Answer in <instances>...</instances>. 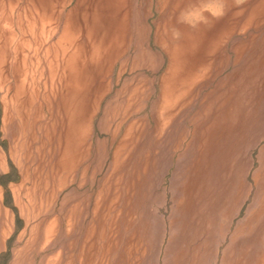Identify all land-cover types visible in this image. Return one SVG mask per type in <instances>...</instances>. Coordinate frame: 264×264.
Segmentation results:
<instances>
[{"label":"rangeland","instance_id":"rangeland-1","mask_svg":"<svg viewBox=\"0 0 264 264\" xmlns=\"http://www.w3.org/2000/svg\"><path fill=\"white\" fill-rule=\"evenodd\" d=\"M223 1L0 0V264H264V0Z\"/></svg>","mask_w":264,"mask_h":264},{"label":"bare ground","instance_id":"bare-ground-1","mask_svg":"<svg viewBox=\"0 0 264 264\" xmlns=\"http://www.w3.org/2000/svg\"><path fill=\"white\" fill-rule=\"evenodd\" d=\"M17 1V0H16ZM25 2V1H24ZM223 3H225V5H227V8H229V1L228 0H224L223 1ZM230 4H231V2H230ZM14 6H16V5H14ZM113 7V6H112ZM11 8V7H10ZM110 8H111V4H110ZM119 9V8H118ZM5 10H6V4L4 3L3 4V6H0V30H2L3 29V37L5 38L6 36V34H12L13 33V31H12V27L9 25V18L8 17H6V12H5ZM12 10H14V9H12ZM114 11H118L117 10V8H115V10ZM120 11V10H119ZM115 12V14H117ZM196 12H198L197 13V15H194V17H195V19L196 18H198L199 17V15L198 14H202V15H206V14H204L200 9H197L196 10ZM202 12V13H201ZM114 13V12H113ZM112 13V14H113ZM124 13V12H123ZM119 14H121V13H119ZM114 17H115V15H113ZM121 17V16H120ZM122 17H123V22L124 21H126V15H125V13H124V15H122ZM188 16H186V18H187ZM192 17V16H191ZM190 17V18H191ZM120 19V18H119ZM13 20V19H12ZM112 20V19H111ZM188 20V19H187ZM112 21H114V20H112ZM116 21V20H115ZM107 23H109V22H107ZM8 24V25H7ZM21 25V24H20ZM93 25V24H92ZM122 26V25H121ZM124 27V26H123ZM92 28H93V26H92ZM200 28V26H198V29ZM88 29V28H87ZM132 29V28H131ZM23 30V29H22ZM101 30H104L103 28L101 29ZM123 30V29H122ZM93 31H94V29H93ZM121 30L120 29H118V31H116V35H115V37H118L120 34H118L119 32H120ZM14 32H16V31H14ZM91 32V30L89 29V33ZM192 32H195L196 33V31H188L187 33H186V30L184 29V31H183V33H184V38H183V42H182V44H180L179 46H177V47H175V48H173V46L169 49V47H167L168 49H166V53H168V57H169V65H168V71L166 72H164V74H163V77L161 78V80H160V88H161V93H160V95H159V101H158V113L160 114V116L158 117V118H161L162 117V115H163V112H164V110H165V108H166V106H165V104H166V101H165V96H166V94H167V78H168V76L171 74V76H175L176 75V69H173L174 68V66H173V63L175 62V61H173V60H176L177 61V66H178V63H179V61L182 59V58H184V57H187V56H189V55H191V56H193V53H194V51H196L198 48L196 47V40H195V36H190V33H192ZM101 33H103V32H101ZM100 33V35L98 36V38L100 39L99 41H100V45H101V48H100V50H103L104 52H106V48L108 47L107 46V44H104V42L103 41H101V39L102 38H105V34L103 33V34H101ZM108 33H110V32H108ZM107 34V33H106ZM110 34H112V33H110ZM123 34V33H122ZM108 35V34H107ZM15 37V36H14ZM111 37V36H110ZM110 37H109V39H110ZM6 39V38H5ZM87 39H88V37H87ZM107 39V38H106ZM156 40H157V38H155ZM210 39H212V38H210ZM121 40V39H120ZM105 42H106V40H105ZM109 42V41H108ZM9 44V43H8ZM109 44V43H108ZM109 48V47H108ZM108 48H107V50H108ZM187 51H193V53H191V54H189V52H187ZM79 55V54H78ZM186 55V56H185ZM99 56V55H98ZM81 57V56H80ZM105 58H106V55L104 56ZM103 57V58H104ZM143 58L144 59H146V55L144 56L143 55ZM175 58V59H174ZM196 59V58H195ZM94 61H96L97 62V60L96 59H94ZM101 73V72H100ZM103 75V74H102ZM84 82V81H83ZM83 82H82V84L80 85V87H79V89H80V91H83L84 90V87H83ZM171 85V84H170ZM173 86V85H172ZM176 89H177V87H175ZM171 90H174V88H172ZM21 94V93H20ZM19 94V95H20ZM18 98H19V96H18ZM21 99V98H20ZM137 101V100H136ZM130 103V102H129ZM134 105V104H133ZM155 110V109H154ZM153 110V111H154ZM168 113V112H167ZM166 114V113H165ZM172 118V117H171ZM152 119H155V117H154V115L152 114ZM159 120V119H158ZM75 121V120H74ZM129 128V127H128ZM85 130H86V128H85ZM81 132H83V128H77L76 129V131L74 132V136L73 137H76V136H78L79 138H80V136H81ZM86 133V132H85ZM87 134V133H86ZM76 139H77V137H76ZM81 139V138H80ZM80 139H79V141H80ZM85 143V142H84ZM78 149H77V147H75V146H73V152H75L76 153V151H77ZM79 152V151H78ZM77 154V153H76ZM79 154V153H78ZM72 155H74V154H72ZM82 159V158H81ZM118 159V158H117ZM256 177V176H255ZM22 178V177H21ZM264 208V197H263V200H262V202H261V209L260 210H262ZM243 227V226H242ZM238 231H240V230H238ZM1 233V232H0ZM50 235V234H49ZM46 240L44 241V242H46L48 239H49V237H48V235L46 234V238H45ZM73 241V240H72ZM42 247V246H41ZM40 247V248H41ZM44 247V246H43ZM42 247V248H43ZM56 255V254H55ZM168 261V260H167ZM69 260H67V262L65 263V264H69ZM42 263V262H41ZM40 263V264H41ZM263 263H264V261H263ZM44 264H59V258H55V261L54 260H49V261H47L46 263H44ZM164 264H166V263H164Z\"/></svg>","mask_w":264,"mask_h":264},{"label":"crops","instance_id":"crops-1","mask_svg":"<svg viewBox=\"0 0 264 264\" xmlns=\"http://www.w3.org/2000/svg\"><path fill=\"white\" fill-rule=\"evenodd\" d=\"M107 5V4H106ZM113 7H114V5H112ZM84 15V14H83ZM85 19H82V21H84ZM100 32H102L103 30H99ZM66 32H68V30H67V28H66V26L65 27H63V29H62V33H64V35L63 36H65L66 37ZM86 32H87V34L89 35V29H86ZM100 35V34H99ZM6 37V39H5V42L8 44H10L11 42H13L14 41V36H15V34H6L5 35ZM86 38H87V36H86ZM82 48L79 46H76V48H75V52L77 53V55L79 54V56H82ZM147 56H146V59L148 60V56H149V54H146ZM145 56V55H144ZM151 56V55H150ZM72 58V57H71ZM81 58V57H80ZM81 60V64H84V59H80ZM78 69V68H77ZM83 69H84V67H81V71H80V73H79V78H80V80H78L79 81V84H77L75 87L77 88V89H79V85H81L82 84V82H83ZM16 85V84H15ZM147 85V84H146ZM146 90H147V88H146ZM21 93V94H20ZM147 93V92H146ZM20 94V95H19ZM22 94H23V87H22V85H18L17 84V88H16V94H15V97L17 96V101H20V102H22V98L25 100V98H24V95L22 96ZM18 96H19V98H18ZM21 98V99H20ZM152 110H154V108L152 107ZM151 114H152V111H151V109H150V111H149V116L151 117ZM87 128V127H86ZM85 132H86V130H85ZM68 149H70L71 151L73 150V146H70ZM10 153H11V149H10ZM258 161H259V165H261L262 164V162H261V158H260V156L258 155ZM4 169V167H3V160H2V155L0 154V170H3ZM20 176L22 177L20 180H19V183H18V185L17 186H15V187H12V190H17L18 188H22V186H23V184H24V182H25V176L23 175V173L21 174L20 173ZM16 187H18V188H16ZM21 208V207H20ZM19 208V209H20ZM7 217H8V215H7V213L5 212V211H2V210H0V238L1 237H5V235H7ZM31 229H35V228H31ZM30 229V230H31ZM68 229V228H67ZM71 229H73V227L71 228ZM66 233L67 232H69L68 230H66L65 231ZM46 234L48 235V234H50V232L49 231H46ZM46 234L43 236V238H42V241H41V244H40V246H38V250H42V249H44L45 247H46V245H47V241L46 242H44L46 239ZM50 237V236H49ZM55 239H56V243H57V246H59V248H61L62 247V239L60 238V237H54ZM71 240H70V242L67 244V246L68 247H70V246H72V244H73V237L71 236ZM53 239V238H52ZM18 241H19V238H18ZM26 245H24L23 246V248L22 249H20V250H15L14 251V253L12 254V262H11V264H34V261H31V258L29 257V253H25V250H26V247H25ZM43 248H42V247ZM41 247V248H40ZM60 249H59V251H57L55 254H53L51 257H49V258H43L42 260H41V264H44V263H46L47 261H49V260H54L55 261V258L57 259V258H59L60 259ZM67 259H68V257L66 258V260H65V263L67 262ZM64 263V264H65ZM60 264V263H59Z\"/></svg>","mask_w":264,"mask_h":264}]
</instances>
